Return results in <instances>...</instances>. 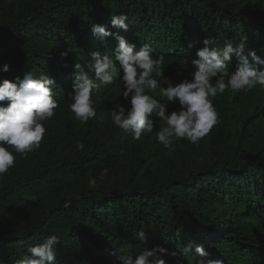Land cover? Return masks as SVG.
Wrapping results in <instances>:
<instances>
[{"label":"trees","instance_id":"obj_1","mask_svg":"<svg viewBox=\"0 0 264 264\" xmlns=\"http://www.w3.org/2000/svg\"><path fill=\"white\" fill-rule=\"evenodd\" d=\"M119 14L128 16L120 34L137 47L150 45L173 83L190 78L191 60L207 36L217 47L247 38L248 50L264 59V0H0V66H10L0 80L46 74L60 104L43 122L41 147L27 157L14 153V167L0 177V264H16L51 234L61 239L56 264H115V249H142L133 239L141 229L144 246L176 253L164 257L168 264H195L194 250L185 251L189 243L224 264H264L259 86L215 97L217 125L198 144L176 141L175 151L165 150L154 133L134 140L114 126L110 109L128 106L119 82L93 96L96 117L86 124L69 111L74 65L87 70L93 52L111 56L116 45L112 37L100 42L91 26L116 32L110 20ZM236 63L233 56L231 71ZM148 94L162 99L158 90ZM177 109L168 105L169 112ZM77 142L85 144L83 152ZM50 192L54 199L42 201Z\"/></svg>","mask_w":264,"mask_h":264},{"label":"clouds","instance_id":"obj_2","mask_svg":"<svg viewBox=\"0 0 264 264\" xmlns=\"http://www.w3.org/2000/svg\"><path fill=\"white\" fill-rule=\"evenodd\" d=\"M126 21L127 15H112L110 26L117 29L116 32L110 31L108 25L91 26L100 42L112 37L116 45L111 56L93 52L87 70L81 63L74 65L68 109L81 124L96 117L93 96L98 97L102 90L119 82L123 85V101L128 106L117 103L110 109L114 126L130 133L134 140L154 133L156 142L165 150L175 151L176 141L186 139L198 144L217 125L219 114L213 104L215 97L226 91H252L257 86L264 90V59L254 50H248L247 38L235 46L233 41L225 39L223 46L217 47L213 37H205L203 47L197 49L196 58L191 60L190 78L173 83L164 77L162 58H153L150 45L137 47L120 34V30H128ZM61 55L67 57L68 52ZM233 56L237 60L235 71L230 70ZM9 71L8 64L0 66V72ZM55 86L53 78L46 74L37 76L31 71L22 79L17 76L14 81L0 80V177L14 167V153L27 157L41 147L46 134L43 122L53 118L60 107ZM157 90L162 99L148 94ZM169 104L178 105V109L169 112ZM153 116L160 122L158 128ZM76 148L83 152L85 144L77 142ZM70 203L66 200L64 207H70ZM133 239L142 244V249L134 252L127 244L115 249L112 253L115 264H168L164 257L176 255L163 246H144L147 238L143 229L136 232ZM60 243L58 235H48L42 243L28 247L16 264H56ZM193 250L195 264H224L222 259H213L203 245L189 243L185 248L186 252Z\"/></svg>","mask_w":264,"mask_h":264},{"label":"rangeland","instance_id":"obj_3","mask_svg":"<svg viewBox=\"0 0 264 264\" xmlns=\"http://www.w3.org/2000/svg\"><path fill=\"white\" fill-rule=\"evenodd\" d=\"M90 180H92V179H90ZM92 181H93V180H92ZM92 186H93V184H92ZM53 191H54V190H53ZM54 195H55V193L50 192V193H48V195L46 194V196H43V197H42L43 199H41V200L44 201V202H49V201H51V200L54 199ZM29 200H30V201H35L36 203H40V201L37 200L36 198H35V199L31 198V199H29Z\"/></svg>","mask_w":264,"mask_h":264}]
</instances>
